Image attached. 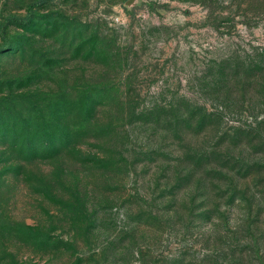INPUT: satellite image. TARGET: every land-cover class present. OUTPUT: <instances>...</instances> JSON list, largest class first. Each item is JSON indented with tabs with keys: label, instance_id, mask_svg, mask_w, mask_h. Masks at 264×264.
<instances>
[{
	"label": "rangeland",
	"instance_id": "1",
	"mask_svg": "<svg viewBox=\"0 0 264 264\" xmlns=\"http://www.w3.org/2000/svg\"><path fill=\"white\" fill-rule=\"evenodd\" d=\"M0 264H264V0H0Z\"/></svg>",
	"mask_w": 264,
	"mask_h": 264
}]
</instances>
